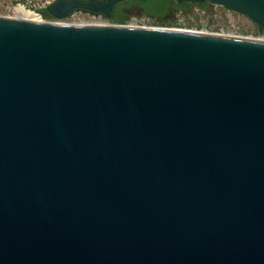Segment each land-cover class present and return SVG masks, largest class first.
<instances>
[{
  "label": "water",
  "instance_id": "1",
  "mask_svg": "<svg viewBox=\"0 0 264 264\" xmlns=\"http://www.w3.org/2000/svg\"><path fill=\"white\" fill-rule=\"evenodd\" d=\"M0 264H264V40L0 19Z\"/></svg>",
  "mask_w": 264,
  "mask_h": 264
},
{
  "label": "rangeland",
  "instance_id": "2",
  "mask_svg": "<svg viewBox=\"0 0 264 264\" xmlns=\"http://www.w3.org/2000/svg\"><path fill=\"white\" fill-rule=\"evenodd\" d=\"M57 0H0V18H15V8L24 6L26 9L39 13L49 22H64L65 24L79 23L80 21H106L109 24L123 26H138L156 29L184 30L213 35L234 36L249 39L264 40V30L248 17L225 7L207 3L206 7L192 3L187 10L171 9L163 17L149 16L143 9L134 8L118 19L122 22L108 20L103 14L84 10H74L69 17L58 19L49 15L48 8ZM88 1V0H84ZM175 3V2H173Z\"/></svg>",
  "mask_w": 264,
  "mask_h": 264
},
{
  "label": "trees",
  "instance_id": "3",
  "mask_svg": "<svg viewBox=\"0 0 264 264\" xmlns=\"http://www.w3.org/2000/svg\"><path fill=\"white\" fill-rule=\"evenodd\" d=\"M175 2V3H173ZM208 2L197 3V5L206 7ZM133 4L138 5L143 9L149 16L152 17H165L171 9L187 11L192 3L189 2H178L176 0H130L127 5ZM113 21L122 22V20L115 18Z\"/></svg>",
  "mask_w": 264,
  "mask_h": 264
},
{
  "label": "bare ground",
  "instance_id": "4",
  "mask_svg": "<svg viewBox=\"0 0 264 264\" xmlns=\"http://www.w3.org/2000/svg\"><path fill=\"white\" fill-rule=\"evenodd\" d=\"M15 18L9 19V18H0V19H8V20H17V21H29V22H37V23H43V24H50V25H62V26H74V27H83V26H93V27H111L112 25L109 24L106 21H80L79 23H71V24H65L64 22H49L43 19V17L35 12L26 9L24 6H18L15 8ZM129 27H138V26H129ZM145 28V27H140ZM253 39V38H252ZM261 40V39H260Z\"/></svg>",
  "mask_w": 264,
  "mask_h": 264
},
{
  "label": "flooded vegetation",
  "instance_id": "5",
  "mask_svg": "<svg viewBox=\"0 0 264 264\" xmlns=\"http://www.w3.org/2000/svg\"><path fill=\"white\" fill-rule=\"evenodd\" d=\"M103 1H107V0H103ZM129 1L130 0H123V1H120V2L116 3L114 5V7L112 8L110 17H107V19L113 21L115 18H118L121 14H123V15L126 14L128 12V10L139 7L136 4H133L131 6H128L127 3ZM47 12L49 13V15H51L50 12H49V10ZM99 14H102V13H99ZM51 16H53V15H51Z\"/></svg>",
  "mask_w": 264,
  "mask_h": 264
}]
</instances>
